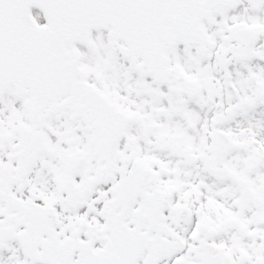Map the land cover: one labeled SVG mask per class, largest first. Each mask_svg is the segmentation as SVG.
Here are the masks:
<instances>
[{
	"label": "snow or ice",
	"instance_id": "1",
	"mask_svg": "<svg viewBox=\"0 0 264 264\" xmlns=\"http://www.w3.org/2000/svg\"><path fill=\"white\" fill-rule=\"evenodd\" d=\"M0 264H264V0H0Z\"/></svg>",
	"mask_w": 264,
	"mask_h": 264
}]
</instances>
